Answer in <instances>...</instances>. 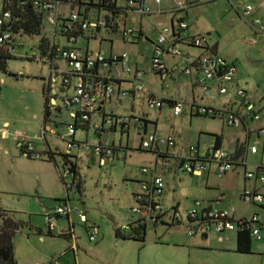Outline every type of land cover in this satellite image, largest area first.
Wrapping results in <instances>:
<instances>
[{"label":"built area","instance_id":"1","mask_svg":"<svg viewBox=\"0 0 264 264\" xmlns=\"http://www.w3.org/2000/svg\"><path fill=\"white\" fill-rule=\"evenodd\" d=\"M34 6L44 15L45 25L52 29L51 36L45 37L51 49L44 55L39 51V42L33 53H26V59L41 61L49 69V79L46 82L50 91L49 112L57 115L62 111L59 102L70 111L72 123L67 125L68 138L67 147L71 151L77 148H85L99 158L101 168L112 165L114 160L125 161L126 156L114 143H103L98 146L86 144L81 145L75 140L77 132L84 127L89 131L93 129L101 138L105 133L120 131L121 134L131 137L134 134L140 140V151H150L155 158V166H144L140 175L144 176L138 184L134 193L135 206L131 210L132 221L118 229L122 235H128L139 226L154 228L163 226L167 230L183 227L190 237L207 236L216 234H236L249 231L253 241L261 242L263 239L264 222L258 214L236 217L232 212L206 205L202 201H195L183 214L176 206H166L164 195L166 190L165 179L156 174L157 167L167 168L170 165L171 149L175 148L176 140L173 137H161L156 133L146 136L145 120L136 114L115 115L105 111V105L114 98L123 99L137 98L146 92L147 71L138 68L131 63L128 53L107 56L102 52H94L87 46L89 34L101 32L120 33L125 43L134 44L141 38L142 30L129 27L126 21L132 15L157 16L169 14L174 19L173 26L162 27L158 34V40L153 42L151 68L159 73L163 80L178 74L175 68L166 65L165 58L168 54L182 60L180 73L191 76L193 72L200 71L199 85L203 93L211 94L212 87L219 95H228L231 89L234 91L235 99L238 101V109L206 107L203 105L193 106V115L221 118L228 127L247 126L249 121L258 122L263 117L256 110L252 98L243 88L235 87L237 68L222 56L205 53L198 59L184 54L180 49L182 44L200 50L208 49V40L203 35H192L190 26L185 20L184 13L188 9L198 6V0H185L176 8L163 10H152L145 4V0H117L116 8L120 10L119 15H114L109 9L114 0H32ZM231 9L236 13L237 19L249 23L255 30L257 37H264V21L257 16L264 14V2L251 3L247 1L228 0ZM161 0H156L160 5ZM68 10V11H66ZM176 20V24H175ZM10 11L0 14V46L6 53L14 58L17 56L16 34L10 30H4L11 23ZM235 20H229L232 26ZM175 24V25H174ZM45 27V26H44ZM23 35V34H20ZM30 38L29 36L23 35ZM34 38V37H31ZM86 43L83 49L80 44ZM256 44V39L250 41ZM55 49V50H54ZM54 50V51H53ZM120 69V74L114 75L115 69ZM123 85H125L123 87ZM147 108L150 110H162L170 107L175 116L183 114L186 101L182 99L158 98L150 95L146 99ZM98 117L94 123L93 118ZM88 124H90L88 126ZM10 126H0V138L7 139L11 135L17 141V147L21 155L31 159H42L44 153L37 152L32 140L20 142L19 134H11ZM257 135L264 137V127L256 130ZM44 134V132H43ZM251 154H257L255 146L247 145ZM86 151V150H85ZM127 154V153H126ZM179 168L190 176H205L212 167H215L219 176H226L239 167H246L245 158L234 159L227 150L216 142L211 143L203 154L197 146H191L187 153L177 158ZM71 166L63 165L59 168L61 179L67 188L68 198L64 202L44 214L49 232H54L58 219L70 214H76L81 223L85 225L88 239L91 243H97L100 237L99 226L89 222L86 213L75 211L70 203L72 192H77L78 182L71 173ZM245 178L250 183L242 194V201L248 206H264V194L260 186H264V166L245 172ZM68 179L71 181L68 182Z\"/></svg>","mask_w":264,"mask_h":264},{"label":"rangeland","instance_id":"2","mask_svg":"<svg viewBox=\"0 0 264 264\" xmlns=\"http://www.w3.org/2000/svg\"><path fill=\"white\" fill-rule=\"evenodd\" d=\"M161 1L162 5H157L156 0H148V6L156 11L158 9L169 10L179 4L177 0ZM198 1L199 4L195 8L198 9L199 13L195 14L191 10L187 13L188 17L185 13L186 21L194 29L203 26L210 31V40L212 43H218L220 55L236 63L241 84L253 94L259 91L264 96V37L258 38L255 30L248 23L237 19V15L234 11L232 12L228 0ZM235 1L237 2V0ZM250 1L256 3L255 0ZM119 3H123V0H119ZM2 10L3 0H0V12ZM169 16L163 14L145 16L140 19V22L135 27L139 28L142 25L147 28L146 31L150 36L149 41L142 43L141 46L126 45L122 41L120 33L113 34L112 38L116 42V47L130 53L137 60L139 59L141 63L147 64L151 59L152 43L158 40V34L161 31L158 23L162 21L164 26H169ZM259 16L264 21V14L260 13ZM230 19L235 20L232 27L229 26ZM47 32H49L48 28ZM107 37V34H102L98 43L91 44V50L94 52L99 51V42L101 41L102 50L107 56L110 55V42ZM257 38V44L250 43L251 40ZM24 40L25 42L18 36V43H23L26 46L18 47L16 58L8 59L6 62L7 71L0 72V123L3 124L9 121V132L11 134L18 133L20 142L31 140L34 138V132L39 133L42 131L44 117L43 82H47L49 79V69L46 65L41 61H30L24 58L26 52L30 54L34 51L38 52L34 48L39 38L24 37ZM80 46L85 49L86 43L82 42ZM140 55H145V59H142ZM155 93L158 96L168 98H177L179 95L176 85L173 83L165 87L157 86ZM59 105L62 113L51 116L59 137H53L52 142L53 145L59 146L60 151L65 154L68 148L66 142L69 140L67 125L72 123V119L63 104L59 102ZM106 111L120 116L130 114L142 116L149 121V132L154 131L156 123L158 127L157 135L175 137L179 141L180 147L181 145L185 147L195 146L200 137L213 140V136L210 135L215 133H224L232 143L236 142L237 138L241 142H245L246 133L243 128L228 127L224 125L221 118L211 119L191 116L190 114L177 117L174 115L173 110L168 107L163 111H150L146 115V104L140 101L134 102L133 98L125 99L122 105L109 103L106 106ZM97 119L98 117H94L93 122L95 123ZM86 135V131L79 130L77 132V140L86 144ZM89 135L87 144L92 147L98 146L100 140L103 143L114 141L118 147L126 148L125 150L128 152V160L126 162L116 161L107 168H101L99 159L97 156L92 155L87 147L84 152H79L77 149L73 151L74 154L79 153V170L83 181V189L82 193L72 192L70 203L76 212L86 213L95 225L101 226L100 228L103 231H108L107 222L112 224L109 220L110 215L116 217L119 223L123 224L126 216L130 214L135 206L131 190L132 184L127 178L140 177L139 173L142 166H152L156 157L150 151L139 150L140 140L134 134H131L128 139L127 136L122 137L120 131L118 133L107 132L101 138L91 129ZM12 140L9 142L11 143L10 154L5 155L4 152H0V209L8 213L0 214V221L4 219V215L7 217L10 215L14 220L24 225V228L16 233L13 239L15 260L18 264H33V260L39 257L38 254L49 257L57 254L56 258H61L58 260L59 263L74 264L73 259L69 263L66 257H61L64 255L61 249V240L45 234L47 233V224L44 214L50 209L56 208L59 205L58 200H67V188L55 165L52 166L54 170V174H52L49 166L45 164L46 160L22 157L20 150L17 148V141ZM251 141L252 143L257 142V135H254ZM263 145L264 139H261L260 153L247 157L250 169L254 168V166H264ZM59 159L58 165L62 169L64 165L62 156H59ZM214 179L216 182L223 180L222 177L218 176H215ZM70 181L68 179L67 184ZM231 186H234V184H231ZM179 191L181 192L179 196L182 198L179 200L184 206L186 204L188 206L191 205L188 208L192 207L195 201L214 200L202 199L203 196H221V193L216 188H205L200 181L190 177H184V181L179 184ZM232 192L235 193L236 190ZM228 200H230V203ZM225 203L236 206L237 216L258 214L259 208L245 205L240 200V197L234 196L233 199H227ZM214 205L216 204L214 203ZM188 208L180 209V211L184 214ZM226 209L231 211L230 208ZM73 217L78 224H82L77 215H73ZM59 227V223H57V229ZM161 229L164 230V228ZM38 231L44 232L43 236H46L44 244L39 242ZM56 231L58 232V230ZM84 231L82 232L78 228V234L82 235L83 243L87 244L88 241L85 237L87 234ZM161 231L159 230L158 233H162ZM158 233L151 228L148 230L146 248L141 254L139 253V246L135 245V243L127 244L128 247L133 249L135 263L140 264L139 255L144 256L146 251L155 249H159L160 259L164 262L178 261L181 264L192 262L187 251L174 246V244H182V242L192 238L188 235L185 228H173L161 240L158 238ZM217 236L219 235H212L213 238H217ZM217 239L215 240L218 242ZM213 244L223 247V245L215 242ZM132 245H135V249L132 248ZM195 255L200 258L201 263H230L239 259H251L248 256L225 254L215 250L196 252ZM41 260L44 262L43 264L48 261L46 258H41Z\"/></svg>","mask_w":264,"mask_h":264},{"label":"crops","instance_id":"3","mask_svg":"<svg viewBox=\"0 0 264 264\" xmlns=\"http://www.w3.org/2000/svg\"><path fill=\"white\" fill-rule=\"evenodd\" d=\"M177 1L180 4L181 2H183L185 0H177ZM241 1L251 2L250 0H241ZM255 1H256V3L264 2V0H255ZM4 3H5V0H3V10H4ZM145 4L148 5V0H145ZM160 5H162V2ZM178 5L171 7V9L176 8ZM3 10H2V12H3ZM158 10H160V9H158ZM161 10H163V9H161ZM191 10H193L195 14L199 13L197 8L188 9L185 11L187 17H188L187 13ZM66 11H68V10H66ZM163 11H166V10H163ZM2 12H0V14ZM232 12H233V10H232ZM185 13H184V17H185ZM167 15H169V14H167ZM259 15H260V13L257 16H259ZM143 17H145V16H139L137 14L132 15L126 21V24L129 27L136 28L135 25H137L140 22V19H142ZM169 18H170L169 19V23H170L169 26H173V20L174 19L171 17V15L169 16ZM175 24H176V20H175ZM169 26H164V22H162V21H160L158 23L159 28L169 27ZM189 26H190V33L192 35H203L207 38L209 47L205 51V50L196 49L194 47L182 44L180 46V49L184 52L185 55L190 56L194 59H198L199 57H201L205 53L217 54L219 56H222L218 52V43H212V41L210 40V36H209L211 33L210 31L206 30V28L203 26L198 28V29L192 28V26L190 24H189ZM47 28L49 29V32H47ZM137 29L142 30V35H141V38L138 40V42H136L134 44L125 43L122 36H121V39L124 42V44L131 45V46H141L142 43H146L149 41L150 36L148 35V33L146 31L147 28H145L141 25ZM51 34H52L51 27L48 25H45L42 36L49 38V36H51ZM102 34H107L108 35L107 40L110 42L111 53L108 56L115 55V54H121V53H128V52L124 51L123 49H118L115 45L116 42L112 38V36H113V34H119V33H113V32H109V31L101 32L99 34H94V33L89 34L88 35L89 38L87 40V46L91 47V44L98 43L99 37H101ZM18 36L21 37L22 41L25 42V40H24L25 36H23V35H18ZM26 38H28V37H26ZM38 38L40 39L41 37H38ZM258 38L256 39V44H257ZM16 40H17L16 45L19 44L21 46L23 44V43H18V38H16ZM100 43H101V41L99 42L100 46L98 45L99 46L98 52H102L106 55V53L102 50V43L101 44ZM22 46H26V45L23 44ZM152 46H153V43H152ZM128 54L131 57V63L132 64L136 65L138 68H142V69L147 71V77H146L147 87H146V92H145L146 94L144 93L142 96H139L137 98H133L134 102L140 101V102L146 104V99L150 95L158 97V98H168V97L158 96L155 93V88H157V86L165 87V86L173 83L176 85V90H177V93L179 95L177 98H168V99H182V100L186 101V105L184 107L182 115L190 114L191 116H197V115H193V113L191 111V108L193 106H197V105H203L206 107H215L217 109H224V108L238 109L239 108L238 107V101L235 99L233 89L230 90L228 95L222 96V95H219V93L215 90L214 87H212L211 94L206 96L203 93L202 88L199 85V79L201 78L200 71L195 70L191 76H185V75L181 74L179 68L182 67V60L178 57H174L173 55L168 54V56L165 58L166 65L170 68H175V70L179 71V72L175 76L163 80L162 77L159 75V73L155 72L151 68V59L147 64H144L143 62L141 63V61L139 59L137 60V58L132 56L130 53H128ZM151 56H152V49H151ZM140 57L142 59H145V55H140ZM24 58L26 59V57H24ZM26 60H29V59H26ZM226 60L228 62L234 64L237 68V65L235 62H231L228 59H226ZM113 74L114 75L120 74V69H118V68L115 69ZM234 85H235V87L243 88L247 92V94L254 101V103L256 105L257 112L260 113L263 118L258 122L249 121L247 123V126L240 127V128H243V130L246 133L244 143L241 142L239 138H237L236 142L232 143L231 141L228 140V138L225 136L224 133H221V134L215 133V134L210 135V136H213V140H211L209 138L206 139V138L200 137L197 145H195V146H197L200 150V153L203 154L205 152V150L207 149V147L211 143H213V142L217 143L218 142L216 136H220L221 139L219 142V146H221L222 148L227 150L228 153H230V155L234 159L237 160V159L245 158L247 161V157L249 155L255 156V155H258L260 153V140L264 139L263 136H259L256 133V130L264 127V96L261 95L259 93V91H256V93L253 94L252 92H250L247 88H245L241 84V80L239 79L238 68H237V78L235 79ZM124 86L125 85H123V87ZM124 101H125V99L116 97L109 103H112L115 105H122ZM109 103H107V104H109ZM107 104L105 105V111H106ZM168 108H170V107H168ZM164 109H166V108H164ZM164 109L158 110V111H163ZM67 111L70 114V111L69 110H67ZM150 111H153V110H150L147 108L146 115H148ZM60 113H62V111ZM115 115H117V114H115ZM52 119L53 118L50 117L49 119H47L45 121V119L43 117L42 131L39 133L34 132L35 133L33 135L34 138L31 140H32V143L34 144L35 150L37 152L44 153V158L46 157V159L42 158L41 160H46L45 164H47L49 166V168L51 170L50 172L52 174H54V170L52 169V166L55 165L56 170H57L58 174L60 175L59 166H58V162L60 160L59 156L64 155V152L60 151L59 146L53 145L52 138L53 137H59V133H58V131L55 127L54 121ZM144 120L146 122V126H145L146 136L152 135L154 133L157 134V129H158L157 124L155 123V125H154V128H155L154 131L149 132V121L146 118H144ZM221 120L223 121L224 125H226L225 121L223 119H221ZM7 124L10 126L9 121L4 122L3 124L0 123V126H5ZM231 128H235V127H231ZM43 132H44V134H43ZM86 133H87L86 142L88 143V138L90 136L89 135L90 130L88 132L86 131ZM114 133H118V132H114ZM254 135H257L258 141L255 143H252L251 139ZM121 136L124 137L125 135L121 134ZM12 137L13 136L11 135L7 139L0 138L1 139L0 140V152H4L5 155L10 154L11 143H9V142L12 140ZM170 137H172V136H170ZM173 138H175V137H173ZM13 140L16 141L15 137L13 138ZM75 140L77 142H79L81 145H83L82 142L77 140V134L75 136ZM175 140H176V146H175V148L171 149L169 152L171 154L169 167L163 168V167L158 166L157 171H156V174L162 176L166 182V190H165V195H164L165 205L166 206H169V205L170 206H176L179 209H186L189 206H191V205L188 206L187 204L184 206L182 204L181 200H179V199H182L179 196V193H181L179 191V184L182 181H184V177H190L192 179H196V180L200 181L202 184H204L205 188H208V189L209 188L210 189L216 188L217 191L219 193H221V196H216V197H214V196H203L202 199H214V200H210V201H203L206 205L222 208L225 210H228L226 208H230V210H231L230 212H232L236 217H241L242 215L237 216L238 213H237L236 206L233 204H229L230 200H228L229 203H225V202L227 201V199H233L234 196L240 197V200L242 201L243 191L247 186L250 185V183L245 178V172L254 170L255 168L260 167L262 165L254 166V168L250 169L248 166V163H247L246 167H239L236 170H234L232 173H230L226 176H219L216 173L215 167H212L210 169V171L205 176H202V177L190 176V175H187L186 173H184L179 168V164H178L179 162H178L177 158L185 155L191 146L185 147V146L181 145V147H180L179 141L176 138H175ZM113 142H111V143H113ZM114 144H115V142H114ZM247 145L257 147V149H258L257 154H251L250 151H248ZM263 147H264V145H263ZM74 150H76V149H73L70 151L67 148L65 154L70 156L71 162L77 164L78 171L80 174L79 153L74 154L73 153ZM77 150H79V152L85 151L83 148H77ZM121 151H122L121 154L122 155L124 154L126 156V159L123 162H126L128 160V152H125L124 150H121ZM92 155H94L96 157L95 154L92 153ZM22 157H24V156H22ZM24 158H26V157H24ZM27 159H29V158H27ZM116 161H118V160H114L113 164ZM155 164L156 163H154L152 166H155ZM152 166H150V167H152ZM142 167H144V166H142ZM55 174H56V172H55ZM215 176L222 177L223 180L216 182L214 179ZM143 178H144V176H142V175H140V177H137V178H127L128 181L130 182V184H132L131 190H132V197L133 198H134V193L138 189V186H139L138 182ZM231 184H234V186H231ZM82 187H83V183H82ZM259 188H260V191L264 194V186H260ZM82 189H81V193H82ZM233 190H236V192L233 193L232 192ZM79 193H80V191H79ZM133 201L135 203V199H133ZM214 203L218 206L214 205ZM252 207L259 208L258 209V215H259L260 219L264 220V206H252ZM5 213H7V212H5ZM73 215L76 216V214L73 213V214H70L69 216H63V217L58 219L57 223H59V226H60L58 229L56 227V230H58V232L55 230L53 233H50L48 231V227H47V233H45L46 235H50V237H52V238H59V240H61V243H60L61 247H62L61 249L64 253V255H62L61 257H63V256L66 257L67 260L69 261V263H71V261L73 259L74 264H138V263H135L133 249H131V247H128L127 244L135 243V245L139 246V253L141 254V252L143 250H145V248H146L147 235H146L144 242H139V241H135V240H131V239H127L125 237H122V235L120 236L118 234V231H117L120 227H122L125 224H129V222L132 221L131 212H130V214H128V216H126L125 221H124L125 223H123V224H120L119 220H117L116 217H114L113 215H110L109 220L112 222V224L105 220V222H107V224H108L109 230L103 231L100 228L101 226H99V228H100L99 241L97 243H91L88 239V236L85 235L86 240L88 241L87 244L83 243V240L81 238L82 235L78 234V228H80L82 232L85 230L84 232L87 234L85 225L83 223L81 225L78 224L76 222L75 218L73 217ZM8 216L11 219H13L10 215H8ZM243 216H245V215H243ZM87 218H88L90 223L95 224L94 222H92V220H90L89 216H87ZM14 221L17 222L16 220H14ZM17 223H19V222H17ZM23 228H24V225L21 224V228L18 232H20ZM161 228H164V230ZM152 229L156 233H158L159 230H162L161 231L162 233L157 234L158 238L160 240L167 234V232L171 231V230H167V228L163 227V226L154 227ZM147 234H148V232H147ZM38 235H39V242L41 244H44L46 242L45 241L46 236H43L44 232L38 231ZM212 235L210 234V235L202 236V237H200V236L192 237V238L186 240V242H182V244H174V246L178 247V249L181 248V249L188 252L192 262H187V264H264V231H263V239L261 242H258V243L255 241L252 242V253L251 254H239L236 252L237 246H238V235L225 234L222 236H217L218 239L213 238ZM215 239H217L218 242ZM163 241H166V240H163ZM167 241H169V240H167ZM213 242H215L219 245H223V247L216 246L215 244H213ZM166 243H170V242H166ZM135 245H132V248L135 249V247H134ZM205 250H215L217 252H221V253H225V254H237L240 256H248V258H251V259H239V260H236L235 262H230V263L229 262L201 263L200 258L197 255H195V253L205 251ZM159 255H160L159 249L146 251L144 256L139 255V259H140L139 263L140 264H181L178 261L164 262L162 259H160ZM38 256L39 257H36V259L33 260V264H43L44 262L41 260V258L48 259L46 264H62V262L59 263V261H58L61 258H56L57 254H53L52 256H50L51 258L49 256H45L43 254L42 255L38 254Z\"/></svg>","mask_w":264,"mask_h":264},{"label":"trees","instance_id":"4","mask_svg":"<svg viewBox=\"0 0 264 264\" xmlns=\"http://www.w3.org/2000/svg\"><path fill=\"white\" fill-rule=\"evenodd\" d=\"M111 1V0H110ZM108 7L109 9H116V12L112 11L114 15H119L120 10L116 8L117 0ZM116 3V4H115ZM4 11H10L12 15V22L5 26L4 30H10L16 35H26L29 37H41L39 44V51L41 55H44L47 50H50V44L43 35L45 21L44 15L35 6L32 0H5ZM117 32V31H115ZM114 32V33H115ZM55 50V49H54ZM53 50V51H54ZM8 59H14V57L8 55L3 47L0 46V72H6V62ZM30 61H36L35 59H29ZM37 62V61H36ZM50 89L46 82H43V97H44V119H49L52 114L49 112L50 106ZM202 117V116H201ZM208 118V117H207ZM216 119V118H211ZM146 123V122H145ZM90 124H88L89 126ZM88 127L81 128L80 130H86ZM217 143L219 145L220 136H216ZM65 165L71 166L70 171L73 173L75 180L78 182L77 193H81L82 180L78 171L76 163L70 161L69 155H62ZM31 159V158H29ZM59 166V165H58ZM63 181V179H62ZM59 203L65 200H58ZM5 211L0 209V214H4ZM21 224L15 222L10 217L4 215V219L0 221V264H17L15 260L13 239L16 233L20 230ZM149 228L146 226H139L137 229H133L128 235H122L118 230V234L127 239L144 242ZM52 233V232H50ZM252 238L249 231L238 233V246L237 253L239 254H251L252 253Z\"/></svg>","mask_w":264,"mask_h":264}]
</instances>
